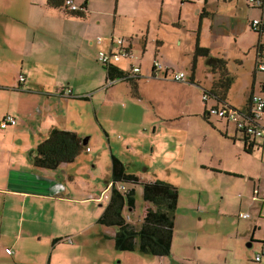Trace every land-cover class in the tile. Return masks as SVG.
<instances>
[{"label":"crops","instance_id":"crops-1","mask_svg":"<svg viewBox=\"0 0 264 264\" xmlns=\"http://www.w3.org/2000/svg\"><path fill=\"white\" fill-rule=\"evenodd\" d=\"M76 1L83 6L82 15H70L62 8H53L48 4V0H0V99L3 95L7 96L2 92L3 90H6L5 93L9 94L7 96L9 98L16 95L14 93L27 92L39 97L37 100L40 99L37 110L28 112L29 116L37 117L36 128L27 129L20 126L15 128V132L0 128V161L9 163L8 166L0 163V248H3V237L9 236L8 228L11 226L14 227L11 235L14 238L13 246L20 245L21 242L24 243L34 236L42 238L45 234L52 240L56 237L73 239L72 242L52 243L54 248L64 244L80 247L88 242L89 234L93 245L92 263L112 264L115 253L111 249L113 246L116 248L114 235L117 229L98 222L108 202L107 195L111 190L112 158L107 186L99 194L89 191L84 195L72 196L67 193V197L65 193H62L59 196L53 191H57L61 182L64 183L65 180L69 181L67 186L72 183L76 184V180L80 179L84 173L81 168L85 160H79V155L75 161L64 162L55 168V171H51L49 168L35 165L33 156L38 145L49 136L55 127L75 131L82 138H88V142L90 141V137H86L81 131L82 114L69 112L72 102L90 100L95 106L101 102L104 107L100 114H103L106 119H112L117 112L118 101L125 98L128 100V106L125 105L122 108V113L124 117L125 115L128 117L126 118L129 123L128 129L131 128V122L140 129L143 128L144 131L151 130L152 134L156 133L157 102L164 100L166 103L160 107L172 117L171 119L184 116L186 112L188 116L202 117L207 123H211V117L215 116L216 126H219L221 131L224 130L223 134L231 135L234 140L243 141L245 150V134L237 128L236 124L235 126L231 124L235 122L209 112L213 107L221 108L226 104L249 112L250 99L261 94L264 97V72L257 68L259 58L257 45L259 42L264 43V34H258L259 39L250 46L245 40H239L241 42L239 44L238 39H234L235 45L238 46L235 49L236 52L231 53L225 45V37L226 29H230L228 24L233 23V13L232 9L228 12H217L218 4L214 5V2L219 3L220 0H174L181 12L179 17H172L165 10L167 2L172 0ZM233 1L223 0V3ZM198 2L202 10L195 29L183 17V10L185 5L198 4ZM247 5L250 6V4ZM254 7L260 8L257 5ZM261 10V17L255 15L254 19L259 18L264 22V8ZM207 18L215 22V25H211V32L206 30L204 25ZM185 33L188 36H185ZM205 35L210 37L212 44L206 41ZM98 36L102 37L101 43L97 42ZM118 37L125 38L133 55L123 57L113 62L112 65L125 72H131L138 85L137 93L134 92L130 81L108 79L107 70L100 62L105 70V72L102 71L101 79L105 81H100L94 93L81 94L76 67L79 68L82 60L83 44L86 45L88 56L99 61L100 49L108 52L118 50L115 44V39ZM170 39L179 46L185 42L188 43V52L185 55L180 54L179 61H173L167 54V48L172 42ZM197 39L201 46L209 48L212 58H221L226 61V70L233 81L224 102L218 101L209 92L207 101L203 99L204 90L213 87L221 75V69L211 66L208 57L198 56L193 72ZM216 42H220L221 46L219 47ZM247 56L249 67H246ZM156 60L166 66V72L155 67ZM232 60L236 61L235 69L230 66ZM133 66H140L139 72L133 73ZM202 68L206 69L205 75L201 73ZM181 71L186 73V78L181 81L174 80L173 72ZM240 71H244L247 84L241 81ZM21 75L25 76L24 81L20 80ZM191 76L194 77L193 81L190 79ZM177 84L182 87H177ZM235 85L236 91L234 92ZM101 87L102 90L99 89ZM157 87H162L164 90L157 93ZM69 89L72 91L69 92ZM188 89L193 90L198 97L201 107L199 110L189 109L196 99L188 95L186 92ZM24 107L16 108L14 113H7L13 114L20 120L26 117ZM259 122L264 126V113ZM17 125L18 122L13 126ZM105 132L109 136L108 132ZM128 134L131 135L129 132ZM126 142H130V137ZM248 144L252 146L251 153L261 152L264 166V135L251 136ZM245 152L249 153L246 150ZM97 159L98 157L95 158ZM77 165L79 166L76 167ZM260 178L264 181L263 174ZM263 188L264 185L262 188L260 185L256 186L257 198H253L258 210V219L250 212L252 218L247 227V233L242 235L237 243L233 241L237 236L231 238L230 260L235 258V264H253L251 260L254 254L264 246ZM65 199L72 205L82 201L83 203H94V206L89 213H79L75 218L67 220L64 210L54 205V201ZM97 202L100 203V208H97ZM148 207H153V205L145 201V211L134 219L133 225H141ZM134 211L135 208L131 210L126 207L125 209L126 214ZM127 216H129L127 219L131 217ZM184 216L175 217L172 248L169 255H149L139 250L125 251L121 262L124 264H202L204 256L202 243L194 248L196 240L193 239L194 231L198 233L197 238H200L202 233L198 230L190 233L189 231L194 229L190 227L186 230V236L183 234L184 238H180V233L176 234L177 224L182 233L180 223ZM248 238L250 241H247ZM182 242L186 244L187 252H179ZM105 244H108L111 249L104 248ZM254 244L262 245L253 246L252 249L245 246L250 247ZM12 250L14 252L12 256L18 258L17 252L13 248ZM53 257L50 255L47 264H53ZM66 261L68 264L72 263L70 259ZM222 261L219 264H226V257ZM73 263L79 264L75 260ZM61 264L64 263L61 262Z\"/></svg>","mask_w":264,"mask_h":264},{"label":"rangeland","instance_id":"rangeland-1","mask_svg":"<svg viewBox=\"0 0 264 264\" xmlns=\"http://www.w3.org/2000/svg\"><path fill=\"white\" fill-rule=\"evenodd\" d=\"M216 4H218V13L228 12L232 9L233 23L228 24L230 29H226L225 37V45L231 53L236 52L235 49L238 46L235 45L234 39H238L239 44H241L239 40H245L248 46L254 42L256 43L259 39V33L253 31L251 21L255 15L261 17V8L254 7V5L248 6L246 0H234L230 3H223V0H220L219 3L215 1L214 5ZM200 5L199 2L198 4L190 3L185 5L183 10V17L195 29L202 10ZM165 10L172 17H179L181 14L174 0L167 2ZM204 25L206 30L208 29L211 32V25H215V22L207 18ZM185 36L188 35L185 33ZM170 40L172 42L167 48V54L173 61H179L180 54L185 55L188 52V43L185 42L179 46L172 39ZM206 41L212 44L210 37L206 36ZM216 43L219 47L221 46L220 42ZM252 50H254L253 47ZM248 58L247 56L246 67L250 66ZM235 62L232 60L230 64L233 69L237 67ZM205 68L201 69L202 75H205ZM102 71L105 72L101 63L88 56L86 45L83 44L82 60L79 68L76 67L81 94L94 93V90L100 85V81H105V79H101ZM243 72L240 71L241 81L243 84H247ZM176 86L182 87L179 84ZM235 88L236 85L234 92L236 91ZM99 89L102 90V87ZM163 90L164 88L157 87V93ZM177 90L180 91L179 88ZM2 92L9 96L8 93H5L6 90ZM186 92L192 96V99L194 97L196 99L189 109L199 110L201 108L199 99L194 91L188 89ZM14 94L16 95H13L12 98L3 95L0 99V123L3 116L8 114L7 112L14 113L16 108L19 109L21 106H25L26 117L19 120L15 116L18 125H9L4 129L15 132V128L20 126L27 129L36 128L38 125L37 117L29 116L28 112L37 110L38 101L40 100H37V98L39 97L30 95L27 92ZM118 102L117 112L112 119H106L103 114H100L101 109L104 107L101 102H98L96 106L90 100L71 103L69 112L82 114L81 131L85 133L86 137H90V141L81 152L79 159L85 160L81 168L84 173L80 179L76 180V184L72 183L67 186L69 181L65 180L64 183L61 182L59 189L54 190L53 193H57L59 196L65 193L64 195L67 197V193L72 196L76 194L84 195L86 192L88 194L89 191L99 194L107 186L109 166L112 154H114L125 162L128 173L137 174L142 181L163 179L178 187L179 201L175 216L176 218L185 216L180 223L182 233L180 232V226L177 224L176 234L180 233V238H184L183 234L186 236V230L190 227H194L189 231L190 233L193 230L202 233L200 238L196 237L197 231L193 233V239L196 240L194 248L202 243V253L204 255L202 264H219L223 262L222 259L225 257L226 264H235V258L230 260L231 238L237 236L233 239L237 243L241 236L247 233V227H249L252 218L245 219L240 216V213L251 212L256 215V218L258 217V210L253 198L256 197V186L260 185L262 188L264 185V181L260 178L262 174L264 177L261 152L246 153L243 141L234 140L231 135L226 136L223 134L224 130L221 131V128L216 126L215 116L211 117V123H207L202 117L188 116L186 112L184 116L177 115L180 117L171 119L172 117L160 107L166 103L164 100L157 102L156 133L152 134L151 130L144 131L143 128L140 129L131 122V128L128 129L129 123L126 119L128 117L126 115L124 117L122 113V108L128 104V100L122 98ZM231 124L235 126V123ZM0 128L3 129L1 125ZM105 131L108 132L109 136ZM129 137L130 142L127 143ZM87 147H89V151ZM96 157H98L97 160H95ZM0 163L3 166L9 165L8 162L0 161ZM49 169L55 171V168ZM119 185H124L126 189H135V211L129 214L131 217L128 219L132 223L138 215H142L145 211L143 185L142 183L135 184L131 182H123ZM93 204L78 201L75 205H72V203L67 202V199L54 201L55 206L64 210L67 220L75 218L79 213H89L94 206ZM99 204V202L96 203L97 208H100ZM98 226L100 227V225ZM136 227L139 228L140 226L136 225ZM13 228V226L9 227V236H4L2 239L4 244L3 248H0V264L20 262V264H47L50 255L54 256L53 264H61V262L68 264L66 263L68 259L72 261L70 264H75L73 260L79 264H93L91 260L93 245L89 234L88 242L80 247L64 244L54 248L52 239L45 234L42 238L34 236L24 243L21 242L20 245L13 246L12 240L14 238L11 236ZM247 241H250V238ZM108 244L103 247L111 249ZM261 245L245 246L252 249L253 246ZM6 247H12L17 252L18 258L8 253ZM111 250L115 253L112 264H124L121 261H123L125 251L117 250L114 246ZM187 251L186 244L182 242L179 252ZM120 254L122 255L120 256Z\"/></svg>","mask_w":264,"mask_h":264},{"label":"trees","instance_id":"trees-1","mask_svg":"<svg viewBox=\"0 0 264 264\" xmlns=\"http://www.w3.org/2000/svg\"><path fill=\"white\" fill-rule=\"evenodd\" d=\"M64 1L65 0H48V4L56 9H64L65 12L70 15L83 14V10L78 12H70L67 10ZM262 2L260 8H264V0H262ZM263 25L264 22L262 23V26ZM253 31L263 35L264 26L258 31L255 29H253ZM263 45L264 43H258L257 47L259 51ZM198 56L208 57V62L211 66H216L221 69V75L215 81L213 87L204 91L215 96L218 101L224 102L233 81L226 70V61L221 58H212L209 48L201 46L199 39H197L193 59V72L196 68ZM103 66L107 70L108 79H123L130 81L134 92L137 93L138 85L136 80L132 77L131 72H125L112 64H103ZM190 79L193 81L194 77L191 76ZM229 107L232 106L229 105ZM251 107L252 98L250 99L249 111ZM233 108L237 109L236 107ZM249 140V135L245 134V150L251 153L252 146L248 144ZM87 144L88 138H82L77 132L55 127L51 130L49 136L38 145L36 153L33 156L34 163L39 167L57 168L64 162L75 161ZM111 181L110 194L107 195L108 202L104 211L99 216L98 222L103 225L116 227L117 230L114 235L116 249L120 251L139 250L143 254L159 256L169 255L172 248L175 213L179 200L178 187L163 179L142 181L137 174L128 173L125 162L114 154H112ZM123 182L135 184L142 183L144 200L153 205V207H148L146 209L139 228L128 221L126 216L129 214L125 213L126 207L131 210L135 208V189L129 188L123 190L119 185ZM59 241L72 242L73 239L71 237H56L52 240V243L55 244ZM7 249L8 248H6V250Z\"/></svg>","mask_w":264,"mask_h":264},{"label":"built area","instance_id":"built-area-1","mask_svg":"<svg viewBox=\"0 0 264 264\" xmlns=\"http://www.w3.org/2000/svg\"><path fill=\"white\" fill-rule=\"evenodd\" d=\"M184 1V0H183ZM247 2L250 5H262V0H247ZM65 6L67 10L70 12H78L81 11L83 6H81L76 0H65L64 1ZM262 23L263 21L259 18H255L251 21V26L255 30L262 29ZM97 42H102V37H97ZM115 44L117 46V51L108 52L103 49H100L98 52V60L102 64H112L115 61L120 60L123 57L132 56V52L129 49L128 45L126 44L125 38L118 37L115 39ZM155 67L157 69H160L162 71H167L166 66L159 60L155 61ZM257 68L260 71L264 72V45L259 51V58L257 62ZM140 70V66H133L132 72L137 73ZM172 78L177 81L184 80L186 78V73L184 71L181 72H173ZM25 77L23 75L20 76V80H24ZM69 92L72 90L69 89ZM209 98V93L204 92L203 93V99L207 101ZM212 114H215L218 117L227 118L229 120H233L239 130H241L244 134H248L249 137H257V136H263L264 135V126L259 122L260 119L263 116L264 113V97L261 95H255L252 98V107L249 112H243L238 109H235L233 107H229L228 105H224L223 107H213L210 109V112ZM17 124V118L13 116L12 114L6 115L2 122V127H7L9 125H15ZM89 150V149H88ZM120 188L123 190H126V187L124 185H120ZM264 191V188H263ZM241 217L248 218L250 217V213L248 212H241ZM8 253H13L12 249H7ZM253 264H264V246L262 249L254 254V257L252 258Z\"/></svg>","mask_w":264,"mask_h":264}]
</instances>
